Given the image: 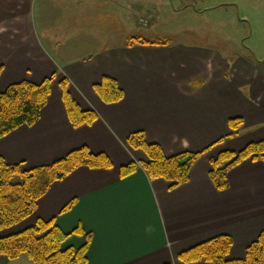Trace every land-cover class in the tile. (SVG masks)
Here are the masks:
<instances>
[{
  "label": "crops",
  "instance_id": "crops-1",
  "mask_svg": "<svg viewBox=\"0 0 264 264\" xmlns=\"http://www.w3.org/2000/svg\"><path fill=\"white\" fill-rule=\"evenodd\" d=\"M58 1L61 11L76 15L74 25L61 29L66 41L93 32L111 33L110 14L125 25L131 24L132 11H138L143 17L139 21L149 28L176 20L186 21L191 29L194 19L205 24L203 18L208 17L207 24L217 26L215 38L219 42L226 38L229 44L217 47L169 39L167 45L128 47L126 36L121 45L67 59L51 52L47 37L38 32V13L51 0H0L4 65L0 91L26 79L39 83L56 73L40 120L0 137V155L10 164L23 163L31 169L87 145L113 162L111 168L83 166L55 181L36 211L0 231V237L33 226L39 218H55L65 233L72 234L64 248L83 247L89 236L88 264H180L181 252L219 235L233 238L228 259L244 258L264 233V161L240 163L228 174V188L219 190L210 177L211 159L264 140V58L255 49L238 50L235 44L256 33L263 36L264 19L238 14V0L214 6L211 0ZM253 24L261 31H255ZM104 76L118 80L125 93L122 100H102L95 85ZM63 78L69 80V90L81 108L97 112L93 124L71 123L62 97ZM234 118H241L242 124L232 135ZM139 131L169 156L202 152L186 183L170 188L164 179L151 181L141 165L121 177L122 166L147 160L142 149L128 143L129 136ZM74 200V206L64 211ZM77 229L80 234L74 233ZM0 264L34 263L23 254L17 259L2 256Z\"/></svg>",
  "mask_w": 264,
  "mask_h": 264
},
{
  "label": "trees",
  "instance_id": "trees-1",
  "mask_svg": "<svg viewBox=\"0 0 264 264\" xmlns=\"http://www.w3.org/2000/svg\"><path fill=\"white\" fill-rule=\"evenodd\" d=\"M170 42L167 38L149 39L139 34L129 36L126 46L167 45ZM3 71L4 65L0 62V77ZM55 77L56 73L39 83L22 80L0 91V137L40 120ZM61 87L71 123L75 127L93 124L98 119L97 112L81 108L69 90L67 78L62 79ZM95 90L107 103L118 102L125 94L118 80L111 76H104L95 85ZM241 124V118L230 120V126L235 130L232 135L238 133ZM128 143L135 149H142L147 160L132 161L122 166L121 177L131 175L141 165L151 181L164 179L170 182V188H176L190 179V170L202 155V152L183 151L169 156L160 144L150 143L143 131L131 134ZM248 159L264 161V140L251 142L238 151L225 150L212 157L210 177L217 189L228 188L230 170ZM83 166L92 169L111 168L113 162L106 153L93 152L87 145L70 151L51 164L31 169L24 168L23 163L10 164L0 155V231L30 217L36 211L40 198L55 181ZM75 203L76 200L72 201L64 211ZM74 233L80 234L81 230L77 229ZM71 235L58 226L55 218H39L33 226L0 237V257L17 259L26 254L34 264H88L86 254L89 236L83 247L64 248ZM232 245L233 238L230 235H219L181 252L178 258L180 264H264V233L247 248L244 258L228 259Z\"/></svg>",
  "mask_w": 264,
  "mask_h": 264
},
{
  "label": "rangeland",
  "instance_id": "rangeland-1",
  "mask_svg": "<svg viewBox=\"0 0 264 264\" xmlns=\"http://www.w3.org/2000/svg\"><path fill=\"white\" fill-rule=\"evenodd\" d=\"M220 2H225V0H211L209 3L214 6ZM201 10L203 9V4H199ZM238 14L240 12L243 14H254V16H258L256 20L264 19V0H238ZM247 9H251L248 10ZM203 11V10H202ZM133 16H138L134 18ZM240 16V15H239ZM238 18L240 19V17ZM200 17V16H199ZM254 17V18H255ZM106 18V17H104ZM143 18L142 13L138 11H132V19L131 24H123L122 19L117 16L109 15L108 19L110 21V29L113 30L111 33H103V32H95L92 35L85 36H77L75 39H70L66 41L64 37L65 33L61 32L62 27L65 24H75L76 15L75 13H68L60 10L59 1L51 0L49 2V6L45 7L43 11H40L37 16L38 20V32L40 36L43 37V34L47 38H45L46 44L51 52H59L65 58H71L73 56H82L81 53H95L97 50L107 48L110 46H118L123 44L126 36L131 35H143L146 38L154 39V38H167L172 39V42H186V43H194V44H207V45H215L217 47H223L224 45H228L226 43V38L224 41L219 42L215 37H217V32H213L214 27H217L213 24L208 23V17L203 18L206 23L204 24L203 20L200 18L194 19L195 24L194 27L190 29L188 25H185L186 21L180 22L176 20H170L164 22L162 24L156 25L154 28L145 27L143 22H140L139 19ZM252 18V16L250 17ZM218 19V18H217ZM200 20V21H199ZM221 21H224L220 18ZM112 21V22H111ZM219 21V19L217 20ZM254 23V22H253ZM254 30L256 29L253 24ZM100 29V27H99ZM192 32H188V30ZM97 30V29H96ZM261 31V30H259ZM258 31V32H259ZM208 38H207V37ZM108 38V39H107ZM209 38H213V41H209ZM56 40V41H53ZM54 42V43H51ZM238 46V50L241 49H255L258 53V57L264 58V35L259 36L257 33L254 35L252 39H244L243 42L238 41L235 43ZM234 45V43H233ZM254 54V52L251 51ZM204 264V263H201Z\"/></svg>",
  "mask_w": 264,
  "mask_h": 264
}]
</instances>
